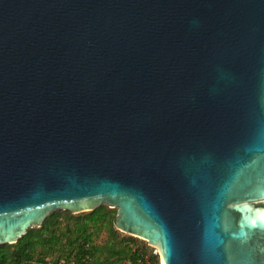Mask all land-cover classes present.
<instances>
[{"label": "water", "instance_id": "95a60500", "mask_svg": "<svg viewBox=\"0 0 264 264\" xmlns=\"http://www.w3.org/2000/svg\"><path fill=\"white\" fill-rule=\"evenodd\" d=\"M101 205L163 264H264V0H0V246Z\"/></svg>", "mask_w": 264, "mask_h": 264}, {"label": "trees", "instance_id": "16d2710c", "mask_svg": "<svg viewBox=\"0 0 264 264\" xmlns=\"http://www.w3.org/2000/svg\"><path fill=\"white\" fill-rule=\"evenodd\" d=\"M115 216L105 205L75 215L55 211L16 243L1 245L0 264H160L145 241L114 229Z\"/></svg>", "mask_w": 264, "mask_h": 264}, {"label": "rangeland", "instance_id": "374dc122", "mask_svg": "<svg viewBox=\"0 0 264 264\" xmlns=\"http://www.w3.org/2000/svg\"><path fill=\"white\" fill-rule=\"evenodd\" d=\"M116 210V209H115ZM121 233V232H120ZM122 235H124V236H129V235H127V234H124V233H121ZM132 237V236H131ZM103 238V237H102ZM133 238H135V237H133ZM136 239H138V240H141V239H139V238H136ZM141 241H143V240H141ZM148 246V245H147ZM149 247V246H148ZM150 249H153V252H156L157 253V250L156 249H154V248H152V247H149ZM159 257V256H158ZM159 261H160V264H161V259L159 258Z\"/></svg>", "mask_w": 264, "mask_h": 264}, {"label": "built area", "instance_id": "2783aa9c", "mask_svg": "<svg viewBox=\"0 0 264 264\" xmlns=\"http://www.w3.org/2000/svg\"><path fill=\"white\" fill-rule=\"evenodd\" d=\"M48 264H50V263H48ZM56 264H75V262H73V261H59Z\"/></svg>", "mask_w": 264, "mask_h": 264}, {"label": "bare ground", "instance_id": "6f19581e", "mask_svg": "<svg viewBox=\"0 0 264 264\" xmlns=\"http://www.w3.org/2000/svg\"><path fill=\"white\" fill-rule=\"evenodd\" d=\"M161 264H163L162 261H161Z\"/></svg>", "mask_w": 264, "mask_h": 264}]
</instances>
